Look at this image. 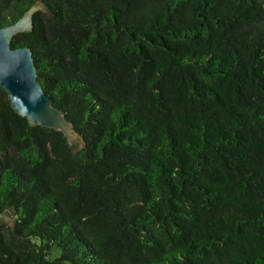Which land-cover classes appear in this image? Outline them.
Here are the masks:
<instances>
[{
    "label": "trees",
    "instance_id": "1",
    "mask_svg": "<svg viewBox=\"0 0 264 264\" xmlns=\"http://www.w3.org/2000/svg\"><path fill=\"white\" fill-rule=\"evenodd\" d=\"M34 4L11 48L81 143L0 88V264H264V0H0V27Z\"/></svg>",
    "mask_w": 264,
    "mask_h": 264
},
{
    "label": "water",
    "instance_id": "2",
    "mask_svg": "<svg viewBox=\"0 0 264 264\" xmlns=\"http://www.w3.org/2000/svg\"><path fill=\"white\" fill-rule=\"evenodd\" d=\"M42 10L41 4H34L15 23L0 27V88L7 94L13 111L31 126L61 132L69 145L80 146V135L37 81L32 51L27 47L11 48L13 37L33 30V16ZM4 215L0 214V220Z\"/></svg>",
    "mask_w": 264,
    "mask_h": 264
},
{
    "label": "rangeland",
    "instance_id": "3",
    "mask_svg": "<svg viewBox=\"0 0 264 264\" xmlns=\"http://www.w3.org/2000/svg\"><path fill=\"white\" fill-rule=\"evenodd\" d=\"M3 220H4V223H5L6 225H8V224L10 223V218L7 217V216H5V217L3 218ZM60 254H61L60 249H58V248H54V249L52 250V253L50 254L49 258H50L51 260H53V259L59 257Z\"/></svg>",
    "mask_w": 264,
    "mask_h": 264
}]
</instances>
